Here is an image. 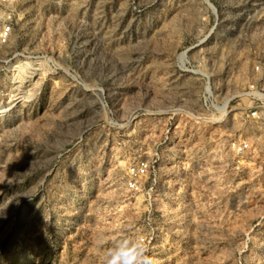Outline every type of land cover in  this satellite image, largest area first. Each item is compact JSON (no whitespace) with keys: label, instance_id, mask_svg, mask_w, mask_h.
<instances>
[{"label":"rangeland","instance_id":"374dc122","mask_svg":"<svg viewBox=\"0 0 264 264\" xmlns=\"http://www.w3.org/2000/svg\"><path fill=\"white\" fill-rule=\"evenodd\" d=\"M0 9V264H103L125 237L153 264H264V131L242 95L264 0Z\"/></svg>","mask_w":264,"mask_h":264},{"label":"built area","instance_id":"2783aa9c","mask_svg":"<svg viewBox=\"0 0 264 264\" xmlns=\"http://www.w3.org/2000/svg\"><path fill=\"white\" fill-rule=\"evenodd\" d=\"M11 0H0L1 3H9ZM13 26V16L0 9V42L6 43L11 35ZM256 77L251 80L242 95L249 99L247 106V118L252 123L261 125L264 131V58H259L253 66ZM230 147L236 154H243L252 148L249 139L243 138L230 142ZM148 160L141 159L129 168V180L127 185L131 189H138L140 180L150 171Z\"/></svg>","mask_w":264,"mask_h":264},{"label":"clouds","instance_id":"9594fccd","mask_svg":"<svg viewBox=\"0 0 264 264\" xmlns=\"http://www.w3.org/2000/svg\"><path fill=\"white\" fill-rule=\"evenodd\" d=\"M108 123L113 127L121 126L115 120H109ZM103 264H153V260L142 238L125 237L114 242L105 252Z\"/></svg>","mask_w":264,"mask_h":264}]
</instances>
